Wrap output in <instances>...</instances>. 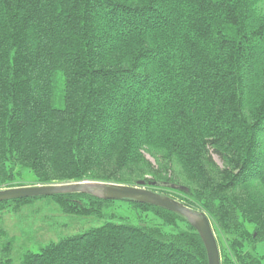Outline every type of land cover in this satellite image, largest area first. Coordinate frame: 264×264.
<instances>
[{
  "label": "trees",
  "instance_id": "16d2710c",
  "mask_svg": "<svg viewBox=\"0 0 264 264\" xmlns=\"http://www.w3.org/2000/svg\"><path fill=\"white\" fill-rule=\"evenodd\" d=\"M260 2L0 0V189L144 180L206 214L220 264H262ZM20 212L18 264H208L197 230L154 204L0 200V215ZM71 222L89 227L31 249L35 229ZM14 246L0 225V264Z\"/></svg>",
  "mask_w": 264,
  "mask_h": 264
},
{
  "label": "water",
  "instance_id": "95a60500",
  "mask_svg": "<svg viewBox=\"0 0 264 264\" xmlns=\"http://www.w3.org/2000/svg\"><path fill=\"white\" fill-rule=\"evenodd\" d=\"M148 184H154V182H148ZM70 192L90 194L101 199H135L142 203L154 204L177 212L184 216L201 236L205 246L208 264H220L219 248L206 214L199 210H193L174 198L161 195L148 189L144 180L136 181L135 185L101 181H80L10 187L0 189V200Z\"/></svg>",
  "mask_w": 264,
  "mask_h": 264
},
{
  "label": "rangeland",
  "instance_id": "374dc122",
  "mask_svg": "<svg viewBox=\"0 0 264 264\" xmlns=\"http://www.w3.org/2000/svg\"><path fill=\"white\" fill-rule=\"evenodd\" d=\"M260 3H261L260 4L261 9L264 10V0H261ZM148 158L152 161L150 157ZM218 163L221 164L220 161H218ZM26 176L31 177V174L26 173ZM23 183H27V182L24 181ZM26 186H34V185H26ZM2 189H5V188H2ZM21 212L19 214L5 213L3 215H0V225H2L7 230L8 234L15 240V246L13 249L14 264H18V256L22 251V243L28 241L25 238L26 236L22 234ZM38 224L39 222L36 223V225ZM88 227L89 225L86 223L71 222L69 223V226L59 227L56 230L51 231V232L45 231V230L40 231V230L35 229L34 235H32V240L30 241V244H31L30 247L32 250L38 251L40 246L43 245L45 241L56 240L59 236L63 234H67V233L74 232V231H82L84 229H87ZM34 228H35V225H34ZM256 251L259 256H262L261 261H262V264H264V240L258 243L256 247Z\"/></svg>",
  "mask_w": 264,
  "mask_h": 264
}]
</instances>
